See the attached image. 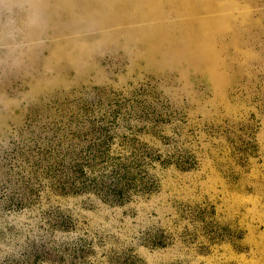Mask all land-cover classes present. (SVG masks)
<instances>
[{
  "label": "rangeland",
  "instance_id": "374dc122",
  "mask_svg": "<svg viewBox=\"0 0 264 264\" xmlns=\"http://www.w3.org/2000/svg\"><path fill=\"white\" fill-rule=\"evenodd\" d=\"M0 264H264V0H0Z\"/></svg>",
  "mask_w": 264,
  "mask_h": 264
}]
</instances>
